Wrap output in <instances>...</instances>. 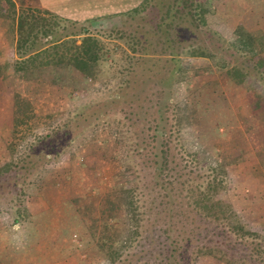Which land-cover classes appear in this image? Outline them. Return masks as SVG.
Segmentation results:
<instances>
[{
  "label": "rangeland",
  "instance_id": "1",
  "mask_svg": "<svg viewBox=\"0 0 264 264\" xmlns=\"http://www.w3.org/2000/svg\"><path fill=\"white\" fill-rule=\"evenodd\" d=\"M193 1L199 29L188 17H179L171 34L182 44L180 67H170L167 107L172 110L173 144L195 170L194 184L203 188L214 182V198L264 237V0H205L204 13L198 7L201 0ZM36 4L38 0H15V12L34 11ZM11 10L0 0V264H167L164 256L171 247H179L175 264H227L210 255L193 261L203 241L211 246L222 242L220 248L228 251L225 245L240 239L222 223L186 219L180 214L191 209L185 206L170 212L160 203L162 190L152 188V169L147 168L141 140L126 127V117L104 108L89 111L88 117H98L85 123V109L126 85L129 95L138 97L136 114L141 118H149L151 105L164 101L158 95L161 62L154 72L132 75L131 63L139 56L132 50L139 38L131 31L135 23L125 24V33L112 19L83 24L109 49L108 63L96 78L67 68L57 74L46 68L15 72L13 64L31 53L30 46L37 40L48 42L50 35L42 32L47 27H40L41 32L36 29L17 47L18 35L8 33L10 18L17 19ZM55 18L60 34L80 31L84 21V16L70 15L66 18L78 22L72 26ZM206 29L213 33L201 32ZM78 33L77 40L82 36ZM191 45L201 46L207 56L189 55ZM9 160L3 170V161ZM115 174H126V187L134 190L139 205L135 224L141 227L121 246L111 244L102 251L78 208L86 205L99 218L96 196L112 190ZM168 213L174 215L171 222ZM117 225L124 237L128 224ZM221 229L226 233H218ZM244 240L250 248L263 241L252 236Z\"/></svg>",
  "mask_w": 264,
  "mask_h": 264
},
{
  "label": "trees",
  "instance_id": "2",
  "mask_svg": "<svg viewBox=\"0 0 264 264\" xmlns=\"http://www.w3.org/2000/svg\"><path fill=\"white\" fill-rule=\"evenodd\" d=\"M2 1L7 7L12 9L11 13L13 15L16 14L17 17L16 20L14 16L11 17L8 26V33L12 37H14V32L18 35L17 47L23 45L21 41L23 38H27L32 33L35 34L37 32L36 29H39L41 32L40 27H47L42 32L46 36L50 35V39L47 40L48 42L42 43L37 40L30 46L32 48L30 50L31 53L26 58L17 60L13 64L15 72L46 68L52 70V73L57 74L59 73L57 72L58 70L67 68V70L77 71L86 78H96L108 63L107 54L109 53V49L99 37L89 34L88 27H85L83 24H92L96 21L101 23L103 20L112 19V23L115 20L120 23L119 25L116 24L120 33H125V24L129 23V25H132L135 23L131 27V31L132 33H137L139 38L136 41V49L133 48L132 50L137 52L139 56L131 63L133 64L131 66L132 75L144 76L147 73L154 72L157 65L161 62L159 85L162 88L158 91V95L164 101L160 100L151 105L153 111L149 113V118H141L136 114L138 97L129 95L127 91L129 85H126L121 92L112 93L108 98L85 109L86 113L83 116L85 123L98 117V114L88 117L89 111L93 114L107 108L112 109V112L122 114L126 117L127 123H130L126 127L133 128L132 134L141 140L143 154L147 158L148 164H150L147 165V168L152 169L151 172L149 171L152 188L158 187L159 190H162V201L160 203H163L170 212L173 207L178 206L182 208L185 206L184 208H187V210L191 209V212H181V216L186 219L194 218L195 222L198 217V221L205 218L213 223H222L225 226L226 232L234 234L237 240L240 239L237 243L225 245L228 251L220 248L222 242L219 243L220 246H211L208 244V240L203 241L195 249L196 254L194 255L196 256L193 258V261L200 255H210L227 264H254V262L264 264V248L262 247L264 237L256 231L247 229L237 213L228 204H224L214 198L213 193L217 190L214 182L207 181L203 188L198 184H194L195 170L183 160L180 153L177 152L176 144H173L172 110L167 107L168 94H170L169 87L171 86V78L173 77L170 67L173 69L174 67H180L177 55L179 49L182 48L180 47L182 44L176 42V38H171V34L175 29V20L179 17H188L189 24L199 29V25L195 21L194 11L192 10L194 1L170 0L163 2L162 0H152V3L149 5V0H141L139 4L126 11L104 14L94 18H87L82 22L79 21L81 25L79 27L80 31L72 30L69 34L65 32L64 34L58 33L54 28L57 22H52V20L56 19V16L59 20L69 22L72 26H77V20L49 13L45 9L46 14L42 15L39 8H36L34 11L30 8H20L19 12H15L14 0ZM204 2L205 0H201L198 6L203 13L205 11ZM149 6H152L151 14H149ZM143 11L146 13H143ZM63 28L65 29L66 26L63 25ZM78 32H82V36L78 39L79 42H77L80 34ZM178 32L182 33L181 31H177L176 33ZM201 32L207 34L213 33L209 29ZM25 35L27 36L25 37ZM191 35L197 37L196 33H191ZM124 36L126 35L124 34L120 37L123 38ZM130 36L133 37V34ZM150 36L155 37L156 40L154 42L148 40ZM173 42L179 43V45H173ZM35 43L37 44L35 45ZM191 43L193 45V41ZM133 44L135 45V42ZM192 45L189 55L194 57L207 56L208 53L201 46ZM129 46L131 49V44ZM112 59L115 60V58ZM53 82H57L56 78H53ZM137 154L141 155L142 153L140 151ZM10 163L11 160L9 162L3 161L2 169L5 170L6 165ZM115 175L112 176V180L114 181L112 190L105 195L99 193L96 196V201L99 200L100 205L98 206L99 218L91 210L87 212L86 205L79 204L78 208L82 215V223L90 226L92 237H97L95 241L102 251H107V247H110L111 244L112 246L114 244H117L118 247L121 246L123 240L130 239L132 233L133 235H137V229L141 227L139 223L135 224V222H138L139 205L137 204L136 197L133 195L134 190L133 188L126 187V174L121 175L122 180ZM83 199L86 198L84 197ZM89 205L93 210L96 208L94 204L91 205L89 203ZM173 216L172 213H168L166 216L167 221L171 222ZM98 222L99 227H97ZM131 222L132 225L130 226ZM120 223L122 225L128 224L123 228L126 231L124 237L118 233L119 228L117 224ZM202 224H198L196 227L202 226ZM96 229L100 230L98 236L95 234ZM226 232L222 231L218 233L225 234ZM250 236L255 239L261 238L263 240L262 244L261 242H254L251 248L248 247L244 239ZM202 239H205V237ZM186 241L191 242V239L188 240L186 238ZM173 242L174 240L172 239ZM171 249L173 251L164 256L167 264H175L173 261L176 258L175 253H177L176 251L179 247H171ZM183 260L185 259L183 258Z\"/></svg>",
  "mask_w": 264,
  "mask_h": 264
},
{
  "label": "crops",
  "instance_id": "3",
  "mask_svg": "<svg viewBox=\"0 0 264 264\" xmlns=\"http://www.w3.org/2000/svg\"><path fill=\"white\" fill-rule=\"evenodd\" d=\"M140 1L141 0H38V4H36L35 7L43 8L49 13L64 17L70 15L84 16L83 19L85 20L87 18H92V16L126 11L139 4ZM253 30L255 31V29Z\"/></svg>",
  "mask_w": 264,
  "mask_h": 264
}]
</instances>
